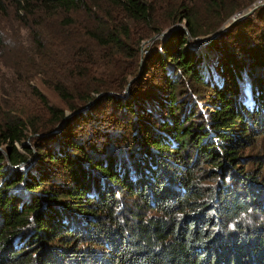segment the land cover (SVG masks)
Masks as SVG:
<instances>
[{
	"label": "trees",
	"instance_id": "trees-1",
	"mask_svg": "<svg viewBox=\"0 0 264 264\" xmlns=\"http://www.w3.org/2000/svg\"><path fill=\"white\" fill-rule=\"evenodd\" d=\"M194 1L0 0L52 57L62 102L36 91L44 117L0 112V264H264V227L215 235L241 228L256 194L222 185L207 196L196 173L233 169L264 125V4L200 50L193 39L257 0ZM170 27L140 68L144 41ZM205 98L213 109L196 122Z\"/></svg>",
	"mask_w": 264,
	"mask_h": 264
},
{
	"label": "rangeland",
	"instance_id": "rangeland-1",
	"mask_svg": "<svg viewBox=\"0 0 264 264\" xmlns=\"http://www.w3.org/2000/svg\"><path fill=\"white\" fill-rule=\"evenodd\" d=\"M194 2L198 6L202 4V0H195ZM244 10L246 11L243 14H246L247 9ZM249 14H246L244 17ZM52 19L54 21L61 18L59 16H54ZM26 23L31 25V19ZM166 29L167 28H165V30ZM0 33L3 38V43L0 46V112H4V114L11 113L14 116L22 114L44 117L46 111L34 94L36 91L44 94L49 102L61 106L62 102L60 98L50 88V83L53 80L50 75V70L53 65L51 64L52 57L42 52L38 43L33 42L31 28H28L26 24H22L18 21L10 7L6 12L0 10ZM193 40L197 45L191 43L190 47L202 50L203 43L211 39L200 37ZM47 43L49 46L50 44H56L55 41H50L49 39H47ZM150 45L152 44H143L144 49L142 50V57L140 58V68H142L141 65L143 61L150 53ZM59 49L60 47L57 48V50ZM35 51L41 54L33 56V52ZM140 70L141 69H139L136 76H134L136 79L139 77ZM214 77L218 80L216 74H214ZM244 101L246 102L247 98ZM248 102L251 103V100L248 99ZM212 105L213 103L211 100L206 98L197 102V105H195L197 110L196 116L198 115L200 119L196 117V122L205 121L208 111L213 109ZM262 109L264 110V108ZM253 130L254 133L257 131V135L251 136L252 133L250 135L251 137H249V141L239 149L236 165L231 167L233 169H228L227 165L214 168L210 163L204 162L199 164L196 170L199 176L198 184L202 188V192L207 196L210 193H214L215 190L219 191L222 185L226 187L229 186L230 189L238 188L244 193L252 191L256 194V200L252 203L250 211L242 217V227L233 228V225H230L226 230L220 228L215 232V235L220 238L226 236H240L245 233L248 235L250 232L264 227V125L261 126L259 121L255 122ZM26 143L31 145L35 153V148L30 144V141L26 140ZM168 158L171 164L175 163V160L177 161L175 157ZM35 159L36 157L33 156L29 159L28 165H20L23 167V171H26L30 164L35 162ZM225 164L226 162H224V165ZM172 169L175 168L173 167ZM236 176L239 177L238 180ZM249 176H255L254 183L248 182V180L245 179ZM243 177H245L244 181L242 180ZM207 196L205 199H207ZM123 209L126 210V207L125 204L122 203V205L117 207V212L120 213L124 211ZM152 214L155 215L154 212H152ZM120 217L124 218L125 214ZM92 243H96L94 238H88V240L83 239V242L79 244L77 248L84 251L87 247L92 245ZM100 246L101 245L95 247L96 250H100L98 254L102 255L103 251L99 249ZM107 262L108 261H102L99 264H109ZM80 264L95 263L85 258Z\"/></svg>",
	"mask_w": 264,
	"mask_h": 264
},
{
	"label": "water",
	"instance_id": "water-1",
	"mask_svg": "<svg viewBox=\"0 0 264 264\" xmlns=\"http://www.w3.org/2000/svg\"><path fill=\"white\" fill-rule=\"evenodd\" d=\"M262 4H264V0H257L256 2L253 3V7H252V9L249 10L246 14L251 13L256 7H258L259 5H262ZM246 14H243V13H242V14H241V13H236V14H234L233 16H231V17H230V24H229L228 26L222 27L219 31H216L213 35H211V36L209 37V39H212L213 37H215L216 35H218L222 30L226 29V28L229 27L231 24H233L235 21H237L238 19L244 17ZM174 29H175V28H172V27L167 28L166 30H164V31H162V32H160V33H158V34L153 35L152 37H150L149 39H147L146 41H144L143 44H145V43H146V44L151 43V42H153L154 40H156V39H158V38L165 39V38H166V37H167V36H168V35H169ZM188 38H189V36H188ZM135 79H136V77H134L133 79H131V80L129 81L128 85L126 86V89H125V90H126V91H125V92H126V95H127L128 92H129V85H130ZM101 94H102V93L97 94L96 98L100 97ZM94 101H95V99H94V100H91V101H90L88 104H86V105L92 104ZM81 110H82V109H78V110H75V111H73V112L68 113V114L64 117V120H65L66 118H68L69 116L78 113V112L81 111ZM64 120H63V121H64ZM63 121L59 123V126L63 125ZM5 153H6V152H5Z\"/></svg>",
	"mask_w": 264,
	"mask_h": 264
}]
</instances>
